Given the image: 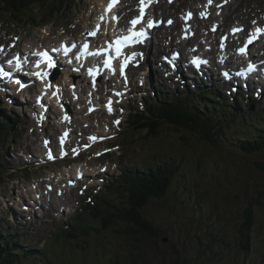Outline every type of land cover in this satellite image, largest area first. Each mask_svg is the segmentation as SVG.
<instances>
[{
  "label": "rangeland",
  "instance_id": "rangeland-1",
  "mask_svg": "<svg viewBox=\"0 0 264 264\" xmlns=\"http://www.w3.org/2000/svg\"><path fill=\"white\" fill-rule=\"evenodd\" d=\"M104 1L68 0V3L64 4L67 6L65 10L54 14L55 18L41 17L38 13L39 8L34 6L33 12L39 14L36 22L35 20L33 22L24 20L25 23L13 22L9 19V13L3 11L4 14H0V47L5 52L10 50L9 53H5L10 56L13 51L25 50L30 45L39 49L48 44L59 43L66 37L72 38L83 29L89 30L86 28L96 21ZM203 2L204 0H177L170 8L166 7L165 12L174 14L172 9L180 11L186 8H196ZM128 7H131V4H126L125 10L119 8L123 26L126 25V20L130 19L131 15L133 16L132 12L128 13L132 11V9L127 10ZM68 8L71 9L68 10ZM96 8H98V14L94 17L93 12ZM201 11L205 13L204 8ZM162 12V6L156 8V15ZM263 15L264 0H230L226 7L214 14L212 19L219 24V27L208 35L209 42L205 43L204 51L211 52L214 45L219 46L222 35L226 37V40L231 41L228 45H232V49L238 48L245 36L251 34L252 31L242 33L234 26L240 24L246 28V31L250 30L255 24L253 21L259 23ZM108 17L111 19L112 15ZM212 19L209 20L212 21ZM192 20L194 24L196 23L193 28H197L199 33L192 31H195L196 38L191 41V46L202 37L201 32L207 35L211 26L210 22L204 24L198 20ZM203 25L204 28H200ZM106 27L109 29V25ZM107 31L105 29L101 38L97 39V43L104 44L109 36ZM166 31H170L171 37L175 38L177 28L172 26L171 29L162 28L158 31L160 40L164 41ZM17 39L18 42L15 44ZM173 44L176 45V42ZM170 47H173L171 42L170 45L165 43L159 55L168 53ZM173 48H182L188 52V48L184 46ZM190 48L192 47L189 46V50ZM253 50L256 57L260 55L257 58H261V55L264 58V41L254 46ZM229 54H231L230 51ZM218 57H221V54H218ZM153 59L150 56V76L153 79L154 89L163 86L165 91L179 93L187 86L193 88L199 83L203 89L220 88V97L222 98L223 95L227 98V104L232 111L236 108L234 117L237 116L236 118L241 122L235 123L231 129L226 126L220 136L221 143L224 141L223 145L210 144L202 137L189 133H174L170 132L171 130L164 131L165 133L153 142L146 140L143 138L145 131L133 132L129 130L128 123L133 115H139L144 97L148 96L156 102L159 101L156 97H150L153 95V89L149 87L148 79L145 82L147 92L145 87L139 88L135 81L132 87L134 90L130 94L126 93V97L116 103L117 108L114 113H107L110 117L106 118L101 112H97L96 116L88 117L85 113V103L82 105L74 103L73 107V104L67 103L64 97L66 103L60 101L59 106H67L73 111L72 122L54 112L50 117L51 122L45 123V127L49 128L47 130L37 128L32 112L28 111V106L23 107L19 103L24 101V97L18 100V94H15L16 102L12 103L0 97V110L3 114L1 118L16 117L18 120L13 125L14 132L11 140L8 139L10 144L0 143V231L1 229L7 230L12 237H15L13 243L23 252L31 253L32 251L38 255V258L31 259L27 263L23 261L17 264H264V196L257 197L259 202L253 201V193L257 189L255 185L264 189V164L262 168L260 167V161L264 162V155L262 157L248 155L226 146L228 142L239 137L254 139L256 134L253 136L252 132L257 131L253 129L264 130L258 124L264 120V92L239 87V83L227 81L229 76L224 75H222V82H228V86H218L219 88L216 87L218 82L215 78L207 81L199 77L195 80L192 78L191 81L172 74L164 79L161 73L160 79L154 80L156 76ZM225 59L229 61L227 57ZM216 64L218 65L217 60ZM148 65L149 63H146L145 66L140 67L139 74L149 71L146 68ZM229 67L234 68V64L231 63L222 68L229 70ZM134 72L138 73V70ZM68 78L72 80L73 86L68 83L61 85V93L72 89L80 93L81 96L78 98L87 100L89 95L85 91L86 82L83 77L69 75ZM236 88L238 89L237 94L234 92ZM135 90L139 93H135ZM100 95L98 94L100 98H97L99 102L108 93L104 96ZM67 98L72 101L71 95ZM168 99L174 101L177 98L172 95ZM29 105H34V102ZM125 105L127 109L124 108ZM117 111L119 115L116 114ZM229 116L228 119L232 120L231 115ZM56 119L70 133L68 138L62 142L66 155L55 164H50L44 161V154L41 152L43 142L41 136L44 133L40 134V132L56 136L57 132L53 133L55 129L52 131L50 128L51 123L57 122ZM117 121L118 125H116ZM98 123L99 125L105 124V127L110 126L112 131L109 135L114 137L111 139L103 133L100 136L101 139L98 140L99 143H91L87 147L89 149L95 146L99 148V151L85 153L82 150L85 136L91 134L89 133L90 128L94 125V133H98L100 128ZM244 123H246L245 127L241 129ZM76 153L78 157H73ZM54 154H57V151H54ZM39 157L42 158L39 159ZM158 157L166 160L170 158L171 161L180 163L183 168L180 171L179 180L174 183L164 199L150 203L143 211V216L153 220L161 233L158 240H155L156 243L140 236L135 240L123 233L111 230L103 231L90 240L82 239L79 241L80 245L64 240L61 235L58 238L52 236L53 232H57L65 221L80 210L81 200L85 196L96 193L94 191L82 192L83 183L88 181L90 184L95 183L91 175L106 168V172L100 178L112 179L120 176L124 169L138 171L143 162ZM81 171H84L88 178L79 182L76 188L68 190L64 197L54 194L56 190L62 189L69 176ZM44 184L55 187L50 194L51 197L45 194ZM35 191L43 195L39 201L34 198L36 197ZM98 191L102 192L103 189L100 188ZM28 195L33 198L30 199ZM80 195L85 196L79 199ZM248 206H251L255 213V221L250 234L248 253L245 254L241 250L238 230L243 220V210ZM23 207L25 213H21L24 211ZM118 230L124 232V227L120 226ZM164 239H166L165 242H163ZM81 245L85 247L84 250L80 249ZM132 260L134 261L131 262Z\"/></svg>",
  "mask_w": 264,
  "mask_h": 264
},
{
  "label": "trees",
  "instance_id": "trees-1",
  "mask_svg": "<svg viewBox=\"0 0 264 264\" xmlns=\"http://www.w3.org/2000/svg\"><path fill=\"white\" fill-rule=\"evenodd\" d=\"M47 1L49 0H0V14H4L3 11H6L12 21L29 19L31 22L34 20L36 22V15H33L30 6H42ZM66 2L67 0H51L50 4L55 7L48 8L49 13L63 11V5ZM25 10H29V12L25 13ZM52 15L47 14V16ZM205 100L207 98L203 95L198 100L201 103L194 100L193 95L174 101L161 97L156 105L146 104L145 113L133 116L128 123V128L133 132L142 133L145 131L143 138L152 142L161 134L168 132L166 130H171L170 132L174 133L182 132L202 137L210 144L223 145L224 141L221 143L220 136L226 126L231 129L235 123L241 122L236 118L237 116L234 117L236 108L232 111L226 103L216 106L209 105V102L204 103ZM201 108H204L205 112H202ZM1 115L0 111V119ZM229 115H231L232 120L228 119ZM242 120L244 121V118ZM17 121L15 117L12 119L6 117L5 120H0V143L11 138L10 136L14 132L13 125ZM263 121L261 120L258 124L264 129ZM245 124L241 126V129H244ZM253 130L257 131L256 133L255 131L252 132L253 136L258 135L254 139L239 137L234 141L226 142V146L234 151L262 157L264 155V130L258 128ZM180 137L183 139L182 136ZM263 164L264 162L260 161L261 168ZM182 168L180 163L173 162L170 158L166 160L158 157L142 164L138 171L125 170L119 180L110 184L104 193L93 199L92 203L84 201L81 212L76 213L71 220L60 226L57 232L53 233V237L58 238L61 235L64 240H70L73 241L71 243L80 245L79 241L82 239L90 240L103 231L109 232L111 230L112 232L123 233L135 240L140 236L156 243L155 240H158L161 233L153 220L143 216V211L150 203L164 199L174 183L179 180ZM255 189L253 201L259 202L257 197L259 195L264 196V189L261 186L257 187V185H255ZM254 221L255 213L252 207L244 208L238 238L241 250L245 254L248 253ZM120 226L124 227V232L118 230ZM0 233V264H17L23 261L27 263L31 259L38 258V255L32 251L27 253L19 249L13 243L15 237H12L7 230L1 229ZM80 249L84 250L85 247L81 245Z\"/></svg>",
  "mask_w": 264,
  "mask_h": 264
},
{
  "label": "bare ground",
  "instance_id": "bare-ground-1",
  "mask_svg": "<svg viewBox=\"0 0 264 264\" xmlns=\"http://www.w3.org/2000/svg\"><path fill=\"white\" fill-rule=\"evenodd\" d=\"M7 2V1H6ZM128 6H130V5H128ZM215 6V2H211L210 3V5H209V8L210 9H212L213 7ZM97 7V6H96ZM107 19H109V17L107 18ZM87 21V20H86ZM188 22V24L191 26V32L193 31V30H195L197 33H199V31H198V29L197 28H193L194 26H195V24H194V22H193V20L192 19H190V21H187ZM85 23V22H84ZM113 23V22H112ZM179 23V21H178V19L176 18V22H175V29H176V24H178ZM180 24V23H179ZM106 25H108V24H106ZM85 26H87V25H85ZM259 26H262L261 24L259 25ZM107 27L105 26L104 27V29L99 33V35L97 36V38H99V36L102 34V33H104V31H105V29H106ZM194 31V32H195ZM204 31V30H203ZM171 35L172 34H170V33H168V38L170 39L169 41H167L168 43L169 42H171L172 43V46L173 47H178V46H184V48H188V52H189V46L190 47H194V45L195 44H193L192 46H191V41H193L196 37L195 36H193V38H191V39H188V40H186V41H183L182 39H179V40H177V39H175V38H173V37H171ZM201 35H202V37L205 39V41H207V42H209V38H208V35H210V33H207V35L205 34L204 35V33H202L201 32ZM237 35V34H236ZM103 36V35H102ZM111 36V35H110ZM108 37V36H107ZM200 37V36H199ZM73 41L75 40V41H77V40H83L84 39V34L83 33H79V34H76L75 36H73ZM95 40V39H94ZM262 41H264V37L263 38H261L260 39V41L259 42H262ZM174 42H176V45H174L173 43ZM100 43V42H99ZM104 45V44H103ZM256 45H258V44H256ZM255 45V46H256ZM31 46V45H30ZM232 46V45H231ZM232 48V47H231ZM34 49H36V48H34ZM176 49V48H175ZM185 52V51H184ZM255 51L253 50V48L251 49V53H254ZM208 53L209 52H207V54H204V58H206V59H208L209 57H210V55L209 56H206V55H208ZM257 53V52H256ZM222 54V53H221ZM258 56H260V55H257V57ZM251 57L253 58V59H256V55L254 54H251ZM226 58V55L224 56V58H223V61L225 60V61H227L228 62V60H226L225 59ZM237 58V60H239V61H243V59H248V56H241V57H236ZM137 61H142L141 59H137ZM229 63H231L230 62V60H229ZM66 64H68V63H66ZM215 68L216 67H218L217 66V64H216V61H215ZM219 65V64H218ZM64 64H60V65H56V67L57 68H59L60 70H66L67 69V67L65 66ZM226 69V68H225ZM225 69H223V71L225 70ZM150 70V69H149ZM216 72V71H215ZM159 74V76L161 75L160 73H157V75ZM157 75H155L156 77H155V79H160V77L159 76H157ZM250 77H251V75H250ZM248 78V77H247ZM250 79V78H249ZM251 82V84L253 83L252 81H250ZM103 84L104 83H101L100 84V87H99V91H100V89L101 88H103ZM14 86H16V84H14ZM219 88V87H218ZM40 93L41 94H43L44 96H45V98H47L48 96H49V94H48V91H49V89L45 86V84H43L41 87H40ZM236 92V91H235ZM22 94L24 95V96H26V92H25V90L24 89H22ZM235 94H237V92L235 93ZM243 100V99H242ZM98 102H99V100H97ZM252 105V104H251ZM114 106V105H113ZM109 107H112V106H108V108ZM105 108H106V106H105ZM42 109H43V106H42ZM114 113V112H113ZM94 115H96V113H94ZM16 118V117H15ZM73 118H74V116H73ZM75 125H76V123H75ZM74 126V125H73ZM78 127V126H77ZM72 129V128H71ZM99 133V132H98ZM11 137V136H10ZM6 138H8V137H6ZM74 138V137H73ZM6 141H8V140H6ZM3 142V144L4 145H8L10 142ZM10 141V140H9ZM73 142V141H72ZM47 153V152H46ZM7 162H8V160H7ZM76 167V166H75ZM79 168H81V167H79ZM81 172H77L76 174H75V176H80V178L82 177L81 175ZM93 174V173H92ZM75 176H74V178H75ZM76 179H77V177H76ZM36 194V193H35ZM47 196H50L49 194H47ZM31 200H29V202H30ZM52 208V210L54 209L55 210V208L54 207H51ZM21 213H25V211H23V212H21ZM31 219H32V217H31ZM33 222H34V220H33ZM54 233V232H53ZM53 233H52V236H53ZM54 237H56V236H54Z\"/></svg>",
  "mask_w": 264,
  "mask_h": 264
},
{
  "label": "snow or ice",
  "instance_id": "snow-or-ice-1",
  "mask_svg": "<svg viewBox=\"0 0 264 264\" xmlns=\"http://www.w3.org/2000/svg\"><path fill=\"white\" fill-rule=\"evenodd\" d=\"M209 3H211V0H209ZM111 7H112V4H109V9H110ZM202 15H203V14H202ZM137 22H138V20H137V21H133L132 23H137ZM169 23H171V22H169ZM253 23H255V21H253ZM258 34H264V28H262V27H257V28L255 29V31H254L253 33L250 34V37H249L248 43H251L254 39H256L257 36H258ZM84 48H87V45H84ZM68 51H70V49L65 48V54H67ZM117 51H119V48L117 49ZM240 52H241L242 54H244V53H245V49H244V48L240 49ZM37 55L41 56V57L43 58L44 61H47V63H48V67H49V68H51V67L54 66V65L52 64V62H51V59L47 56L46 53H37ZM9 63H11V61H9ZM194 63H195V61H194ZM105 64L108 65V61H105ZM19 66H20V65H19V62H17V67L19 68ZM38 66H39V65H38ZM37 75H40V74L37 73ZM45 75H46V73H45ZM17 83H19V81H17ZM21 87H23V85H21ZM54 95H55V93H54ZM117 123H118V121H117ZM50 158H51V156H50Z\"/></svg>",
  "mask_w": 264,
  "mask_h": 264
},
{
  "label": "water",
  "instance_id": "water-1",
  "mask_svg": "<svg viewBox=\"0 0 264 264\" xmlns=\"http://www.w3.org/2000/svg\"><path fill=\"white\" fill-rule=\"evenodd\" d=\"M164 242L166 241V239L163 240Z\"/></svg>",
  "mask_w": 264,
  "mask_h": 264
}]
</instances>
